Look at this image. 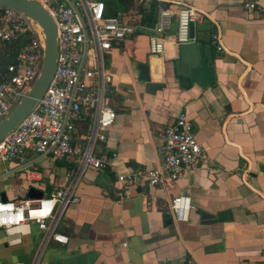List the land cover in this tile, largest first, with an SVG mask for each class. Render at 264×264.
<instances>
[{"label": "crops", "instance_id": "1", "mask_svg": "<svg viewBox=\"0 0 264 264\" xmlns=\"http://www.w3.org/2000/svg\"><path fill=\"white\" fill-rule=\"evenodd\" d=\"M115 15L136 27L106 57L117 113L104 149L114 154L105 171L86 169L80 201L68 207L59 230L68 244L49 242L40 264H263L264 259V17L243 5L264 0H116ZM160 4L177 11L194 5L204 19L194 24V51L212 60L203 81L183 75L186 45L178 46L177 18L162 55L150 51ZM222 34L219 53L212 33ZM188 45V44H187ZM140 65L150 69L147 88ZM178 67V68H177ZM189 65H186L188 69ZM181 111L208 152L201 167L185 169L167 186L137 182L120 199L116 175L161 164L162 133ZM77 164L28 151L22 161H0V200L48 195L66 188ZM185 196L184 220L170 210ZM2 201V200H1ZM42 239L34 222L0 229V264H31Z\"/></svg>", "mask_w": 264, "mask_h": 264}, {"label": "built area", "instance_id": "2", "mask_svg": "<svg viewBox=\"0 0 264 264\" xmlns=\"http://www.w3.org/2000/svg\"><path fill=\"white\" fill-rule=\"evenodd\" d=\"M53 18L57 30L58 58L49 87L24 121L0 142V161H22L28 151L50 154L57 161L71 159L77 164L68 187L60 188L40 199L0 200V229L34 222L42 239L31 264H40L49 244H68L69 237L59 230L69 206L77 204L78 184L86 169L105 171L114 156L103 147L117 113L111 103L113 77L107 70L106 57L114 45L135 37L136 27L122 15L108 16L102 0H34ZM153 0H139L141 5ZM249 13L264 9L246 1ZM177 18L176 44L191 43L190 28L204 19L203 11L184 5L177 13L160 4L150 36V51L162 55L166 33ZM31 34V42L20 49L16 61L0 71V122L30 91L40 74L45 49V34L33 20L10 8L0 7V43ZM219 53L225 52L222 34L212 33ZM161 164L152 169H136L116 175L120 199L131 197L129 189L137 182L150 186H167L178 180L185 169L201 167L208 161L207 149L201 145L186 112L161 136ZM185 196L174 198L170 210L177 220L186 219L182 205ZM22 264V263H15ZM264 264V259H263Z\"/></svg>", "mask_w": 264, "mask_h": 264}, {"label": "water", "instance_id": "3", "mask_svg": "<svg viewBox=\"0 0 264 264\" xmlns=\"http://www.w3.org/2000/svg\"><path fill=\"white\" fill-rule=\"evenodd\" d=\"M0 7L10 8L22 13L26 17L36 22L45 34V49L42 60V66L39 77L33 84L28 93L17 103L8 117L0 122V142L4 140L11 132H13L24 119L37 106L38 102L45 95L49 87L53 75L56 70L58 58L57 30L56 25L49 12L34 0H0ZM193 27L190 28V36L193 38ZM194 51V45L188 44L183 49V59L181 65L183 67V75L190 80L203 81V75L208 71H212V60L205 59L200 54H190ZM189 65L188 69L186 65ZM178 68V67H177ZM142 71L140 79L144 81L147 88L154 86L151 82L150 69L147 65H140ZM27 197L29 199H40L43 194L35 189H30ZM2 201L7 202L8 199L2 194Z\"/></svg>", "mask_w": 264, "mask_h": 264}, {"label": "trees", "instance_id": "4", "mask_svg": "<svg viewBox=\"0 0 264 264\" xmlns=\"http://www.w3.org/2000/svg\"><path fill=\"white\" fill-rule=\"evenodd\" d=\"M106 6V14L108 16L115 15L117 8L116 0H102ZM31 42V34L20 36L10 42L0 43V71H5L6 67L16 61L17 54L22 47Z\"/></svg>", "mask_w": 264, "mask_h": 264}, {"label": "rangeland", "instance_id": "5", "mask_svg": "<svg viewBox=\"0 0 264 264\" xmlns=\"http://www.w3.org/2000/svg\"><path fill=\"white\" fill-rule=\"evenodd\" d=\"M0 46H1V44H0Z\"/></svg>", "mask_w": 264, "mask_h": 264}]
</instances>
